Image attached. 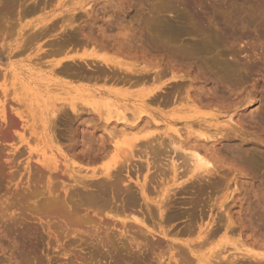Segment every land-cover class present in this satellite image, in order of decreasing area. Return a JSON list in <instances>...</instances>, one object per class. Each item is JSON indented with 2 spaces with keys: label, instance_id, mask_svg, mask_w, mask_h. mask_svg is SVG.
I'll return each instance as SVG.
<instances>
[{
  "label": "rangeland",
  "instance_id": "obj_1",
  "mask_svg": "<svg viewBox=\"0 0 264 264\" xmlns=\"http://www.w3.org/2000/svg\"><path fill=\"white\" fill-rule=\"evenodd\" d=\"M253 252L264 0H0V264Z\"/></svg>",
  "mask_w": 264,
  "mask_h": 264
},
{
  "label": "bare ground",
  "instance_id": "obj_2",
  "mask_svg": "<svg viewBox=\"0 0 264 264\" xmlns=\"http://www.w3.org/2000/svg\"><path fill=\"white\" fill-rule=\"evenodd\" d=\"M121 115V117H120V119H119V122H121V123H124L126 120H125V114L124 113H121L120 114ZM174 133H176L177 135H180V134H178V131L176 130V129H174ZM128 142V141H127ZM192 155H193V157L195 158V165H194V167H195V170H198V169H204V168H206V167H208V166H210V163H209V161H207L206 159H204L203 157H202V155H200L199 153H198V151H196V150H193V152H192ZM106 170V172L105 173H109L108 171H107V169H105ZM207 169H205V171H206ZM88 203H89V201H88ZM93 203V202H92ZM91 203V204H92ZM94 205V204H93ZM68 220V219H67ZM214 233H215V231H214ZM208 234H210V233H208ZM207 234V235H208ZM206 235V236H207ZM205 236V237H206ZM213 236V235H212ZM206 242H207V239H206ZM204 244H206L205 243V241H204ZM188 246V245H187ZM201 246V245H200ZM216 247V246H215ZM193 253V252H192ZM253 253H255V252H253ZM255 257L256 256H262V257H264L263 256V254L262 253H260V252H256L255 254ZM200 256V255H199ZM198 257V256H197ZM201 257H202V255H201ZM203 258V257H202ZM206 258V257H205ZM208 258V257H207ZM201 258H199V261H198V263L197 264H200L201 263V260H200ZM209 259V258H208ZM204 260V259H203ZM207 260V259H206ZM205 261V260H204ZM200 262V263H199ZM208 262V261H207ZM206 262V263H207ZM209 262H210V260H209ZM205 263V264H206Z\"/></svg>",
  "mask_w": 264,
  "mask_h": 264
}]
</instances>
